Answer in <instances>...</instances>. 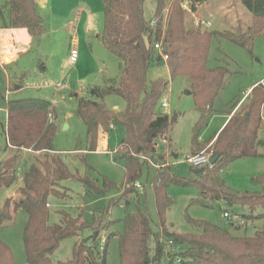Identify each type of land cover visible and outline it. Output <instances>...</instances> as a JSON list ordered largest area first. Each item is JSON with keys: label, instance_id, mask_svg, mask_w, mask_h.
I'll use <instances>...</instances> for the list:
<instances>
[{"label": "trees", "instance_id": "trees-1", "mask_svg": "<svg viewBox=\"0 0 264 264\" xmlns=\"http://www.w3.org/2000/svg\"><path fill=\"white\" fill-rule=\"evenodd\" d=\"M167 1L170 0H157L156 25L152 27L144 19L143 0H103L101 41L104 48L120 62V72L103 85L92 86L89 89L92 100L80 98L77 102L76 115L86 126L88 151H95L100 129L107 134L112 126L121 130L120 143L115 152L125 166L126 189L123 195L136 193L133 184L139 179L143 165L148 164L142 159L156 158L160 141L163 138L169 141L176 122L175 117L170 118L156 110L168 82L160 78L147 83L152 44L162 43L170 76L184 77L190 84L199 113V120L193 128L191 151L198 154L206 143L213 141H198V130L210 114L211 105L223 90L228 75L224 67H207L212 38L221 37L242 47H251L255 38L264 36V0H240L250 13L252 23L245 31L237 33L186 30L181 6L183 0H175L168 10L163 32V12ZM206 1L188 0L190 12H195L197 6ZM1 7L0 16L7 15L3 27L26 29L36 39L46 33V24L37 12V0H6ZM156 61L161 62L159 58ZM109 95L124 100L122 112L107 109L103 100ZM248 98L244 111L230 116L208 148L212 156H217L212 169H200L195 174V170L189 168L194 176L192 179L177 175L171 167L158 171L156 179L160 182L153 185L160 220L158 233L153 234L146 211L139 207L120 220L122 232L114 233L105 240L107 243L110 237L117 238L120 264H264V229H256L251 237L234 236L206 221L188 218V222L201 228V232L180 235L169 232L164 221L165 211L171 204L166 192L170 185L196 187L200 193V200L196 203L204 206L212 201L223 202L230 207H246L250 212L243 218L247 221L264 217V212L255 213L257 209L264 210V174L252 178L253 183L262 185L260 193L236 192L220 176L222 169L237 159L261 156L259 148L264 145L260 138L264 125V90L258 84L251 89ZM235 106L236 103L232 109ZM53 112L51 104L39 98L8 101L4 129L7 145L17 152L55 153L52 142L56 125L48 117ZM17 161L18 157L14 156L4 165L0 172V188L8 187L15 181ZM158 161L162 162L161 159ZM71 178H75L74 175L58 157H51L50 161L42 164V168L36 164L25 166L21 173L22 185L17 190L20 199L12 209L9 199L4 205L0 204V228L12 221L14 212L21 210L27 214L23 234L27 264H53L50 257L64 239L76 237L84 229L94 227L84 223L80 216L72 217L63 212L58 224H49L46 204L50 197L59 195L61 183ZM75 179L94 189L89 180ZM98 234L99 231L94 230L91 237L75 243L72 258L58 264H106L105 245L99 248L95 243ZM152 237L155 248L150 254ZM163 239L170 245L168 251L164 250ZM177 258L179 262H176ZM0 264H14L9 248L2 242Z\"/></svg>", "mask_w": 264, "mask_h": 264}, {"label": "rangeland", "instance_id": "rangeland-1", "mask_svg": "<svg viewBox=\"0 0 264 264\" xmlns=\"http://www.w3.org/2000/svg\"><path fill=\"white\" fill-rule=\"evenodd\" d=\"M48 1L45 9L39 8L40 16L47 27L46 33L35 39L29 45L28 51L16 62L3 64L0 61V172L6 162L14 156L18 157L17 166L20 168L18 172L16 169L15 181L8 187L0 188V204L4 205L9 199L12 209L13 204L20 199L17 190L22 185L21 173L25 166L36 164L42 168V164L50 161L51 157L61 158L75 178L89 180L94 189L75 178L62 182L57 196L59 198L50 197L48 200L51 205L48 209L49 224H58L63 212L72 217L80 216L84 223L94 227L84 229L76 237L64 239L51 255L52 263L70 260L75 243L88 239L94 230H98L95 243L99 248L105 245L106 264H120L117 238L110 237L107 243L105 240L114 233L122 232L120 220L127 214L133 213L137 207L145 210L153 234L159 231L160 220L153 185H157L160 179H156L158 171L152 165L164 163L165 168L171 167L177 175L194 178L189 167L179 163L178 157L192 154L193 128L199 120L195 96L191 94L190 84L184 77L170 76L165 62H149L147 83L160 78L168 82L156 110L170 118L175 117L176 122L172 126L169 141L167 138L166 143L160 141L156 158L142 159L148 163L143 165L137 180L143 190L123 195L126 189L125 166L120 155L115 152L120 143V128L112 126L108 134L100 129L95 151H88L86 126L76 115L78 99L92 100L89 89L116 78L120 72V62L104 48L101 41L103 0ZM174 1L166 2L163 32L168 10ZM5 2L6 0H0V7ZM185 4L189 5L188 0L182 1V5ZM156 5L157 0H143V16L150 24L155 21ZM202 5L203 8L198 14L182 7L186 30L237 33L245 31L252 23L251 17L245 18L247 15L243 14L244 7L240 0H207L197 8ZM1 9L6 11L3 7ZM6 20V16H0V26H3ZM196 20H210V26L196 28ZM72 46H75L78 53L74 64L69 63ZM219 66L226 68L228 75L223 90L211 105L210 114L198 130L200 142H208L213 138L235 103L234 109L237 112L244 111L249 103L250 92L242 98L256 83L264 90V36L255 38L251 47H242L221 37L212 38L207 67L213 69ZM18 83L22 85L21 88H17ZM24 98H39L51 104L54 111L52 120L56 125L52 142L55 153L29 150L17 152L7 145L4 134L6 104L10 100ZM163 100L167 103L166 108L162 107ZM103 101L107 109L113 112H122L125 108L124 100L115 95L106 96ZM262 116L264 118V104ZM65 125L67 127H64ZM103 136L108 139L106 147L101 144ZM260 136L264 142V125ZM211 144L206 143L202 151L211 153L208 150ZM259 153V157L237 159L222 169L220 176L229 188L239 193L262 191V185L253 183L252 178L264 174V145L259 148ZM160 159L162 162L158 161ZM166 192L171 199V204L164 214L165 226L169 232L180 235L200 233L201 228L191 225L188 218L206 221L234 236L251 237L256 229H264V217L253 221L246 220L244 226L233 225L223 218L224 210L236 212L242 217L248 215L250 211L246 207H230L223 202L212 201H208L207 206L196 203L200 200V193L194 186L170 185ZM263 212V209H257L255 213ZM27 219V214L18 210L13 213L12 221L0 228V242L9 248L14 264H27L23 240ZM163 241L164 250L168 251L170 245L165 239ZM154 245L152 237L150 254L153 253Z\"/></svg>", "mask_w": 264, "mask_h": 264}, {"label": "built area", "instance_id": "built-area-1", "mask_svg": "<svg viewBox=\"0 0 264 264\" xmlns=\"http://www.w3.org/2000/svg\"><path fill=\"white\" fill-rule=\"evenodd\" d=\"M183 9L185 10H189V7L187 4L182 5ZM152 27H155L156 25V21H154L153 23L150 24ZM210 25L209 21L206 20H196L194 22V26L196 28L199 27H208ZM152 50V54H151V60H157L158 58L162 61V62H166L167 60V55L164 53L163 51V47H162V43L161 42H154L152 44L151 47ZM77 57H78V53L77 50L75 48V46H73L70 50L69 53V63L70 64H74L77 61ZM263 81H261L262 83ZM162 107L166 108L167 107V103L165 102V100L162 101ZM49 119L51 121L52 120V115L49 114L48 115ZM162 143H166V139L163 138ZM212 155L206 151H201L198 154H190V155H185V156H179L178 157V161L181 164H185L187 165L189 168H192L193 170H200V169H212L213 164L210 163V159H211ZM157 171L161 170L162 168L165 167L164 163H160V164H155L152 165ZM20 171V168H17V172ZM134 188L136 190L142 191L143 190V186L138 183L135 182L133 184ZM46 207L48 209L51 208V205L49 203L46 204ZM223 218L227 219L228 221H230L233 225H237V226H244L247 221L245 220V218L242 217V215L236 213V212H231V211H224L223 213ZM176 262H179V259H176Z\"/></svg>", "mask_w": 264, "mask_h": 264}, {"label": "crops", "instance_id": "crops-1", "mask_svg": "<svg viewBox=\"0 0 264 264\" xmlns=\"http://www.w3.org/2000/svg\"><path fill=\"white\" fill-rule=\"evenodd\" d=\"M48 3H49L48 0H37V12H38L39 16H40L39 8L45 9L47 7ZM202 8H203V5L200 6L199 8H197V10L195 11V14H198L201 11ZM243 11H244L243 14L246 13L245 15H247V16H245V18L251 17L250 13L245 8H244ZM4 16H6V18H7L6 14H4L3 17ZM224 20H226V19L224 18ZM209 22H210V20H209ZM35 39L36 38L31 36L26 29H23V28H5L3 26H0V61L3 64H6V63L9 64V63H12V62H16L21 55L25 54L28 51L29 45H31L32 42L35 41ZM18 84L19 85L17 86V88H21L22 85L20 83H18ZM257 85L258 84L256 83L255 86H257ZM251 89L252 88H250L245 93V95L243 96L242 99H244L246 97V95L251 91ZM236 112H237V110L232 109L227 114V116H226L224 122L222 123V125L220 126L219 130L213 136V138H212L213 141L215 140L216 135L222 130V128L224 127V125L226 124V122L228 121L230 116L233 115ZM260 138H261V136H260ZM107 140H108L107 136H105V137L103 136V138H101L102 146L106 147ZM224 211H229V210H224Z\"/></svg>", "mask_w": 264, "mask_h": 264}, {"label": "water", "instance_id": "water-1", "mask_svg": "<svg viewBox=\"0 0 264 264\" xmlns=\"http://www.w3.org/2000/svg\"><path fill=\"white\" fill-rule=\"evenodd\" d=\"M188 95L190 94V92L187 93ZM64 127H67L66 125ZM217 159V156H212L210 159V163L213 164L215 162V160ZM200 170H195L194 173L197 174Z\"/></svg>", "mask_w": 264, "mask_h": 264}]
</instances>
